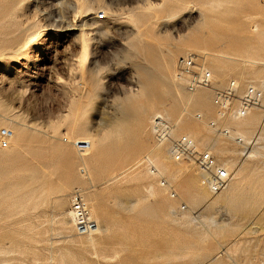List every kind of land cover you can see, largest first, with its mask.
<instances>
[{"label": "rangeland", "instance_id": "obj_1", "mask_svg": "<svg viewBox=\"0 0 264 264\" xmlns=\"http://www.w3.org/2000/svg\"><path fill=\"white\" fill-rule=\"evenodd\" d=\"M201 1L0 0V130L16 127L24 133L23 139L13 137L8 149L0 148V264H61L56 258L50 260V240L54 241L51 249L58 250L55 255L74 256V264H202L234 241L230 258L222 256V263L264 264V204L244 218L223 206L190 208L179 186L164 176L180 198L172 202L173 207L176 209L182 201L190 210L183 212L186 215L175 211L171 215L167 210L170 199L156 190L155 180L145 178L142 168L122 180L120 177L104 183L146 156L153 145L149 134L152 116L138 103L167 94L172 85L170 76L161 69V50L179 40L204 39L213 31L228 41L259 46L264 58V30L259 31L262 26L255 17L257 9H250L246 0H233L224 19L208 12ZM256 1L259 7L264 4V0ZM102 10L108 13L106 20L96 21L94 15ZM133 11L157 13L159 18L151 20L148 30L151 39L137 37L136 28L128 20ZM253 20L258 30L252 33ZM82 41L87 42L84 61L79 58ZM196 45L202 47L203 43ZM226 45L222 43L215 50L226 51ZM246 68L254 75L241 81L238 95L246 82L259 86L264 78V67ZM230 78L232 75L225 80ZM220 86L217 84L224 87ZM181 94L188 95L185 90ZM181 108L179 105L170 118L163 115L174 123L178 115L186 121L176 135L191 133L193 139L189 137L198 149L209 148L217 161L232 169L235 165L248 167L246 181L258 183H246L243 197L252 186L259 188L264 182V138L257 139V131L261 128L264 135V108L256 110L257 123L243 131L248 139L243 140L245 150L208 126L215 109L199 113L188 108L180 114ZM123 110L126 114L122 116ZM78 130L102 145L95 161H89L85 168L91 184H79L78 168L82 165L78 154L63 142L69 134L74 140L78 138ZM63 150L71 151L69 169L76 181L58 192L57 187L64 186V168L58 160V152ZM217 150L223 154H217ZM185 166L188 164L181 162L180 167ZM139 170L141 173H137ZM148 182L155 184L156 196L147 195L143 186ZM88 187L89 211L94 206L120 224L107 241L105 249L110 253L106 251V259L100 256L102 246L93 250L79 243L82 238L72 231L66 239L62 238L65 233L56 234L57 219L68 209L70 192ZM57 193L62 195L60 211L56 209L58 200L53 198ZM89 193L94 196L92 203L87 200ZM188 215L196 217L197 223L210 219L214 224L208 226L209 220L194 227L192 222L185 223ZM178 245L190 248L185 250L186 255L172 258ZM112 249L117 252L114 258H110Z\"/></svg>", "mask_w": 264, "mask_h": 264}, {"label": "bare ground", "instance_id": "obj_2", "mask_svg": "<svg viewBox=\"0 0 264 264\" xmlns=\"http://www.w3.org/2000/svg\"><path fill=\"white\" fill-rule=\"evenodd\" d=\"M232 2L233 0H203L200 2V4L203 7L206 6V10L208 12H215L218 17L224 18L225 15L231 11L228 9V5ZM246 3L250 7V9H257V13L255 17H257L256 19L259 20L258 23L262 26L259 31L263 32L264 30V4L261 7H259V4L257 3L256 0H246ZM102 11L105 13L107 17L108 13H106L104 10ZM169 15L170 14L168 13V16ZM129 17L130 18L128 20H130V22L134 25V27L137 30V37L145 41L151 39V37L148 35V30L151 24V20H155L159 18L157 16V13H144L142 11L141 12L133 11V12H130ZM210 25L207 24V27H209ZM73 28L78 29L75 25ZM250 28H251L252 33L258 30L256 21L253 20L251 22ZM203 34L205 33H201V35ZM198 41L203 43L202 47H198L196 45L197 43H199ZM198 41L188 40L184 42V41L179 40L177 44H174L172 46L166 47L163 50H161V56H162L161 69L165 74H168L170 76L172 85L168 86L167 94L166 92L165 94L160 93V95H158L157 97L149 101H146L145 103H138L139 107L142 108L148 116L149 115L152 116L149 121V134L151 136L153 145L148 150V152L145 154L146 156H142L139 160L135 161L131 166L114 174L111 178L106 179L104 183L106 184L113 179L116 181L117 178H120V177L122 180L123 178L131 174L132 172L137 171L138 169L142 168L143 170H145V172L142 173L145 176V178L151 177L157 183L156 184L157 187L155 186L153 182L152 183L148 182L146 186H143L147 195L156 196L158 194L157 191L165 192L166 195L168 196V199H170L169 200L170 202L167 205V210H169L171 215L174 214L173 211H175L177 214H181L187 211L190 212V210L188 209L186 205L188 204L189 207L205 205L209 209L216 208V207L221 208L220 206H223L227 210L231 208L233 211V214H237L241 218H244L249 213L256 212L264 204V182L261 184L259 188L252 186L251 189L248 190L247 195L243 197V191L246 188V183H254V185L258 183L252 180H249V182L246 181V177L249 175V172H250L248 167H245L242 165H239L236 167L235 165V169H232L231 166H227L226 164H221L212 155V153L208 151L209 148L207 149L205 148L206 150H200L197 148V146L195 145V142L192 140L193 135L191 133L184 132L183 135L181 134L176 135L177 128L179 131H181L185 127L184 126L186 124L185 120L178 119V116H179L178 115L175 118V123L178 124L177 126L174 122L167 119L165 116L169 118L172 117L179 105L182 107L179 112L180 114L182 113V111H185L188 108L198 109L200 111L199 113H201V111H204L206 109L210 110L212 108L216 110L215 111L216 115L212 119V121H209V122L214 121L217 124V126L220 128V131H216L215 129L210 127L209 122H208V126L212 130H214L215 132H217V134H219L220 136L232 142H233L234 137L242 141L244 140L245 142L248 141L243 131L246 129H250L257 123L259 119V114L256 112V110L263 109L264 104L260 102L259 106L251 107L250 109L247 110L246 114L242 117H240L239 113H236V111L233 113L230 110L228 114H226L227 111L223 113L220 111V109H218L213 104V96H212L213 92L211 89H198L197 88L195 91L186 90V88L184 87L185 79H182L181 77L180 78L177 77L176 62H177V59L180 58L181 56L187 53H193V52H187V51H201L200 52L201 54H198V53H193V54H197V55L204 57V60H205L204 67L210 73L211 81L213 85L216 88H219L217 87V84L218 86H220L224 83L222 86H228L230 82H233V84L237 87L236 92H238L237 93L238 95L240 91L239 85L241 81H248L247 78H249L251 75H254L252 72V69L246 68V66L264 67V58L262 57V54H261L262 49L259 46L252 44L251 42L245 43L243 45L241 43H237L234 41L225 40L222 36L216 34L213 31H209L207 33V37H204V39L202 38ZM222 43L224 45L227 44L226 45L227 52L215 50V47L221 45ZM207 49H209V51H212V52H208ZM177 54L179 56L177 57V59H175ZM86 56H87V42L82 41V44L80 46V57L79 58L81 61H84L86 59ZM207 60H208V63H207ZM230 75H232V78L225 80ZM249 88H253L257 90L258 92H260L261 100H262V92H263L262 90H264V78L259 80V86H257V84H254L253 82H250V81L246 82L243 92H245V90H248ZM181 90H185L188 95H182ZM144 93L146 94V91H144ZM82 95H84V93ZM167 98H169V100H168V103L166 104ZM129 101L130 100L128 101L126 100L127 103ZM237 104H238L237 99L234 98L231 102V105H232L231 109L237 108ZM128 105L133 106L131 102H129ZM122 106L126 107L125 104ZM125 114H126V111L123 110L122 116ZM247 114L249 115L248 117L245 118ZM155 116L162 117L163 119L167 120L169 124L172 125L168 131L170 139H175V138L177 139L181 137L188 138L189 140L193 142V145L196 151L208 153L209 155L215 158L216 162L220 164L221 167H223L227 172H230L231 174H233L231 175V179L228 182L224 190H222L220 193L216 195H212L210 191H208L206 185L202 184V181H205L207 179V174L203 172L195 164V162H193L192 159H181L180 157H176V156H179V153L173 152L171 140L169 139V137L168 138L160 137L157 139L154 136V131L157 129V127H154V122H153V117ZM195 116L196 118H200L199 114H196ZM8 126L11 128L10 125ZM7 130L11 132V136L8 139V143L5 147L0 146V148H3V149L9 148L8 144L9 142H11L13 137H15L16 139L24 138V133L21 130V128L17 129L16 127H12V129H7ZM223 131H225L226 134H224ZM260 131H261V128H259L257 131V139L264 138V135L261 134ZM72 133H73V130H72ZM76 134L78 137L76 138L77 140L76 139L74 140L72 134H69L68 136L69 138L68 139L63 138V142H65L64 144L67 146H72L78 154L77 157L80 160V163L82 165L78 168V173L80 174V178H81V180L79 181V184L84 185L87 182L91 184V177L87 176V173H86L87 164L89 163V161L90 163H93L95 161L96 154L97 152L101 150L102 145L96 143V140L93 137L89 135H82L81 130H78ZM75 141L87 142L89 146L87 149L83 151L78 150L74 146ZM208 144H209L208 142H203L204 146ZM96 146H97V149L95 150ZM216 153L223 154L222 151H218ZM70 159H71V151L63 150V151L58 152V160L61 161V163L63 164V168H64L63 169V181H64V186H65L64 187L62 185H59L56 189L58 192H61L66 187H70L76 181L75 177L73 176V173L69 169ZM181 162L187 163L188 166L180 167ZM150 165H152L153 169L150 167ZM140 171L141 170H139V172L137 173H141ZM164 176L170 181H172L174 184H177L179 186L181 192L185 196L186 204L183 203L182 201H179L177 208L175 209V207H173V203L175 202V200H179L180 198L174 186ZM135 180H138V178ZM136 183H139V181H137ZM153 184L156 187L157 191L155 190ZM89 188L91 187L85 188V190L80 189V188H74L70 192L68 196V209L65 210L64 212H61V214L59 215V218L57 219L58 228H57L56 234L65 233V236H63L62 238L66 239L68 236H71L67 234H69L72 231L75 236H79L80 238H82L80 239L81 241L79 243H85L93 250L97 246H100V247L102 246L103 248H102V252L100 256L103 257V259H106L109 254L106 252L108 251L106 250L108 248L105 249V246L108 245L107 241L111 239L112 237L111 234L116 231V226H120V224H118L119 223L118 220H113V218H110L107 215H103L101 212L99 213L98 210L94 206L89 211V207L86 201L87 192L90 191ZM170 189H172L174 193L171 192ZM74 191H78L80 195L82 196L86 204L89 219H91L95 223V229L93 231H90L88 234H77L74 229L75 228L74 227L75 218L73 216V212H71L70 205H69L70 195ZM47 193L50 194L51 192L48 190ZM133 195H134V192L129 193L128 197L131 198L133 197ZM61 197H62L61 194L55 195L53 197L54 199L58 200L56 204V209L58 211L61 210V206H62ZM242 197L243 199L239 201ZM59 199L61 202H59ZM87 200L92 203V201L94 200V196L89 193ZM181 204H184L185 206L183 210H181ZM183 214L186 215L185 213ZM92 215L94 218H92ZM188 218H189V221H186L185 223L187 222H190L189 224L194 223L193 225L194 227L200 223H203V224L205 222L207 223L210 220V219L208 221L204 220L203 222L201 220L200 223H197L196 217H191V215L190 216L188 215ZM212 224H214V221L210 220V224L208 226ZM222 227L223 226H217V228H222ZM94 234H97V235L94 236ZM223 234H224V231L221 229L220 235H223ZM68 240L70 239H67V241ZM53 242L54 241H51V240L49 241L50 249L48 250V253L50 255V260L53 261L56 258L57 261L61 264H74L75 263L74 256H70L69 254H62V253H60V255L57 254L58 256L55 255L57 253L56 251L58 250L56 249L55 251H53L51 249ZM234 245H235V241L232 242L229 246L221 247L217 253H215L210 259L204 261L202 264H224L221 261L222 256H224V258L229 259L230 254L232 253L231 247L232 246L235 247ZM189 248H190L189 246H185V245L179 246L178 245V247L174 248V250H177V253L172 254V258H178V257H182L186 255L185 250ZM112 251H113V254L110 255V258L111 257L114 258L117 253L115 249H112ZM108 252L110 253V251Z\"/></svg>", "mask_w": 264, "mask_h": 264}, {"label": "built area", "instance_id": "obj_3", "mask_svg": "<svg viewBox=\"0 0 264 264\" xmlns=\"http://www.w3.org/2000/svg\"><path fill=\"white\" fill-rule=\"evenodd\" d=\"M96 21H103L106 19V15L103 11H100L97 15H94ZM204 57L187 53L177 59V77L185 79L184 87L187 91H195L198 89H211L213 96V104L220 109L221 112L228 114L231 112L239 113L242 117L246 114L247 110L254 106H259L261 102V93L253 88L245 90L240 96H237V87L230 82L228 86L223 88H216L212 81L210 73L204 67ZM237 99V108L231 109V102L233 99ZM198 116V115H197ZM154 127L157 129L154 131V136L158 139L160 137H169V128L171 124L160 116L153 117ZM209 126L220 131L217 124L209 122ZM226 134L225 131H223ZM11 136V132L7 129L0 130V146L5 147L8 143V139ZM170 139V137H169ZM174 153H179L181 159H192L193 162L207 174V179L202 181V184L206 185L208 191L212 195H216L224 190L231 179V173L227 172L220 166L214 157L205 152H198L195 150L193 142L186 137L170 139ZM233 142L237 146H241L245 150V146L242 140L234 137ZM74 146L78 150H85L88 148V143L83 141H75ZM244 152V151H243ZM150 167L153 169L152 165ZM164 184V182H163ZM171 192L172 189H170ZM174 193V192H173ZM69 205L71 212L75 218L74 229L77 234H88L95 229V223L89 219L86 204L78 191H74L70 195ZM185 208L184 204H181V210Z\"/></svg>", "mask_w": 264, "mask_h": 264}]
</instances>
